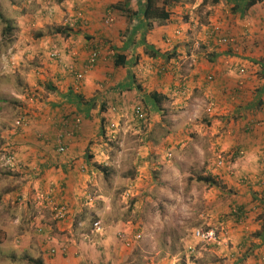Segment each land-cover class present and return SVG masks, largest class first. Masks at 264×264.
I'll use <instances>...</instances> for the list:
<instances>
[{
    "label": "rangeland",
    "instance_id": "obj_1",
    "mask_svg": "<svg viewBox=\"0 0 264 264\" xmlns=\"http://www.w3.org/2000/svg\"><path fill=\"white\" fill-rule=\"evenodd\" d=\"M162 1L159 5L164 4ZM60 2L0 0V264H39L38 261L58 264L57 257L62 258L58 251L49 253L53 245L48 246L45 239L48 235L44 232L45 227L53 226L54 230L57 206L52 210L51 206L46 207L45 203L38 201V194L52 197L53 191L23 189L28 181L25 177L27 173L23 170L28 167H25L21 157L26 146L22 141L24 138L33 142L43 139V134L36 133L40 114L48 111L42 104L56 98V91L66 79L70 80L67 81L69 84L76 79L75 75L60 80L56 78L57 71L66 72L52 57L57 50L51 44L56 38L65 37L57 29L71 33L69 24L76 18H84V11H74V16H71ZM131 2L110 1L107 12L110 11L112 17L115 13L119 15L122 13L119 8L127 4L130 7ZM166 2L167 10H178L182 17H187L185 20L194 25L193 32H183L185 40L199 44L192 49L189 43L184 53L174 54L180 58L189 57L190 53L194 56L199 53L212 54L204 46L214 38L211 31L217 27L220 28V36L235 38L237 47L230 50L228 46L214 43L212 47H216V50L213 52H224L233 59H239L233 66L237 70L246 68V75L254 76L255 81L264 78V0L246 10V3L238 0ZM190 11L193 14L186 13ZM105 18L103 16L100 22L101 30L107 28L109 32L114 29L116 20L106 24ZM204 34L206 39H200ZM100 42L103 46L109 45L108 52L114 50L110 45L112 41L102 39ZM172 45L164 48L166 53L173 52ZM148 48L146 42L142 50L147 54L153 53ZM118 51L122 52L121 48L115 49V53ZM132 52V48L126 51L129 60L138 54L136 50ZM108 56H111L108 57L109 66L106 69L108 76L103 79L104 82L97 84L100 91L96 93L107 91L111 94L106 96L108 104L105 111L95 117L99 120L94 127L96 136L88 147V155L99 158V162H93L89 157L94 169L89 168L91 185L88 192L94 199V205L87 206L84 202L83 206L86 207L82 208L81 213H91V218L101 223V230L89 234L84 229L85 236L88 234L90 237L88 242L80 235L76 238L75 233L56 228V235L51 236L52 239L70 246L74 264H234L242 263L247 258L252 260L251 264H260L256 258L262 254L252 250L260 242L255 235L261 229L256 232L246 229L245 224L239 223L244 219L237 221L231 218V213L236 215L239 211L233 198L237 193L231 189L224 191L227 185L218 175V160L221 157L223 164H227L232 159L224 158L222 149L218 150L217 146L212 147L202 140L198 131L201 128L208 130L209 127L204 123V127L194 128L197 126L195 124L186 133L184 124L165 122L173 112L169 103L173 98L162 100L160 111H151L148 107L150 104L141 95L134 97L128 94L125 104L118 101L114 95L118 93L114 87L117 81L113 77L120 73V69L112 62L113 55ZM52 60L55 62L52 63ZM131 72L132 69L127 74ZM109 76H112V80ZM132 79L130 75L124 81L139 86L143 95L152 92L148 88L151 79L145 81L137 76ZM183 79H186L185 75L178 81ZM159 81L154 79L150 86H155ZM183 86L187 91V85ZM183 96L188 98L187 93ZM193 98L192 93L189 101L185 102ZM118 104L124 105V108L120 106L118 109ZM137 106L145 108L147 118L144 121L135 117ZM19 118L27 121L25 129L15 127ZM91 120L94 121V118ZM197 145L202 151L197 149ZM55 146L54 151L57 144ZM90 152L95 155H90ZM8 153L17 158L20 167L13 170L6 167ZM263 157L256 158L259 176L263 171ZM205 178H208V182L203 181ZM249 193L264 203V189ZM252 204L256 208V202L252 201ZM39 213L43 214V219L39 218ZM256 216L250 222L253 228H256ZM243 229L248 232V240L241 250L239 245L246 236L242 235L237 241L232 236L243 234ZM197 230L213 231L214 239L203 241L196 238ZM121 234L125 238H121ZM192 249L195 250L193 253L190 252Z\"/></svg>",
    "mask_w": 264,
    "mask_h": 264
},
{
    "label": "crops",
    "instance_id": "obj_2",
    "mask_svg": "<svg viewBox=\"0 0 264 264\" xmlns=\"http://www.w3.org/2000/svg\"><path fill=\"white\" fill-rule=\"evenodd\" d=\"M110 1L113 2L114 0H61L60 2L61 6L66 8L71 16H74L75 12L78 13L77 10L84 11L86 27H82L81 22H79L75 28H72L74 30L72 33H69L64 39L56 38L51 44V47L57 50L56 53L60 54V57L62 56L59 64L66 72L64 75L63 70L57 71L55 73L56 78L60 80V78H67L66 76L74 77L68 68H74L76 72H84L85 76L80 88L77 79L70 84V80L66 79L60 89L56 91V98H50L49 100L52 102L42 104L48 111L40 114L36 133L43 134V139L40 142H33L28 138L22 140L26 146L22 150L21 157L25 167H28L23 170L27 173L25 177L28 179L23 189L25 191L31 189L37 191L40 189L44 192L53 191L54 204L50 205L47 202L46 207L51 206L50 208L54 210L55 205L67 203L70 208V215L65 221H57L54 216V222H56L54 230L53 226L45 227L44 232L51 237L56 235L54 231L57 228L60 231L75 233L76 238L78 235L82 236L84 229H87L89 234L90 232H97L92 228L95 220L91 218V213H89L90 215L81 214L82 208L86 207L83 206V203L86 201L88 188L91 185L89 168L92 166L89 162L91 156L88 155V147L96 136L94 127L99 120L95 117L99 112L101 113L103 106L107 107L106 96L111 94L107 91L97 94L96 92L100 91L97 84L108 76V57H111L108 55L114 56L117 47H121V54L126 55V51L130 48L133 50L132 53H135L136 50L138 54L131 60L126 58L125 69L118 67L120 73L117 72L116 76L113 77L117 81L114 87L118 89V93L114 94L115 98L124 103L128 94L134 95V97L141 95L147 104H150L148 107L151 111H160L161 109L155 106L154 101L148 95L154 91L163 95V100L173 98L169 100L173 112L165 122L184 124L186 133L195 124L197 126L194 128L204 127L205 123L209 129L201 128V131H198L202 140L206 143L209 142L212 147L217 146L218 150L222 149L224 158L232 159L231 163L218 165V175L227 185L224 191L231 189L237 193L236 196H233L237 209L241 213L245 212V215L249 211L244 221L239 223L245 224L246 229L255 232L260 231L263 222L259 219L261 213L256 212L257 209L254 208L252 201L261 203V200L249 192L257 191L259 188L264 189V183L262 185L256 183V179L260 177L256 158L264 155V126H261V122L264 121V78L255 81L254 76L246 75L245 78L239 76L238 68L233 66L239 59H233L232 56H227L224 52L214 53L216 49L212 47L211 42L204 46L205 50L212 51L210 55L199 53L194 56L193 53H190L189 57L188 55L182 58L178 57V54L174 53H184L186 45L190 43V41L185 40L186 35L183 32H193L194 25L185 20L187 17H182L179 11L175 9L170 11L171 17L167 21L154 27V29L151 28L144 17L147 0H132L130 8L132 7L133 9H131L138 13L136 18H132V25L123 13L119 15L115 13L114 29L109 32H107V28L101 30L100 22L103 16H107L110 12H107ZM186 13L193 14L192 11ZM128 27L131 29V33L128 40L124 42L120 40V34L126 31ZM102 39L108 40V42L112 41L110 45L114 47V50L108 52L109 45L103 46L100 42ZM200 39L205 40V34L203 37L200 36ZM146 42L149 44L148 49L157 54L154 58L142 50ZM171 44H173V52L168 54L164 48L171 47ZM189 45L192 49L194 46H199L198 43H190ZM94 49L99 51V59L94 70L87 71L86 61ZM112 58L114 63V57ZM54 62L52 60V63ZM188 65L192 68L189 69ZM130 69L133 73L128 75L127 72ZM155 74L159 76L154 77ZM130 75L132 78L135 76L144 78L145 81L151 79V83L154 79H158L160 83H156L155 86H150V83L148 88L152 92L145 94V96L142 92L140 93L138 87L124 81ZM183 75L187 79V81L183 79L187 85L185 93L181 92L179 87V82L183 80L178 81ZM210 76H213L212 81L208 80ZM111 77L109 76L112 80ZM67 81L69 82L67 83ZM79 93L86 103L79 99ZM186 93L187 99L183 96ZM192 93L194 98L190 102H185L189 101ZM98 101L101 103L99 102V104ZM120 106L121 109L124 108L122 104H118L117 108L120 109ZM76 117L81 119L79 124L73 120ZM92 118L94 121L91 120ZM26 127L27 124L22 129ZM55 144L57 147L60 144L65 146V152L54 151ZM196 147L202 151L200 146L197 145ZM93 153L90 152V155H95ZM98 159V157H93L92 161L99 162ZM249 177H251V181H248ZM246 178L248 179L245 181ZM39 214L41 215L39 218L43 219V214ZM231 215V218H235L232 213ZM254 215H257L254 220L256 228L250 226ZM246 229H243V234L232 237L236 238V241L242 235L248 238ZM231 241L233 243V240ZM50 245L55 246L53 247L55 253L58 251L62 258L65 257L62 259L58 256L56 263L74 264V257L70 255L69 245L61 244L56 239H52L48 246L50 247ZM252 251L260 252L259 254L264 253V233L260 237L256 249L254 248ZM251 263L252 260L247 258L242 263L234 264Z\"/></svg>",
    "mask_w": 264,
    "mask_h": 264
},
{
    "label": "trees",
    "instance_id": "obj_3",
    "mask_svg": "<svg viewBox=\"0 0 264 264\" xmlns=\"http://www.w3.org/2000/svg\"><path fill=\"white\" fill-rule=\"evenodd\" d=\"M166 1L167 0H163L162 3H164V4L159 5L160 0H147L146 11H145L144 17L148 21V24H149V26L151 28H154V27L159 26V24L167 21L171 17L170 11L167 10V8H166V5H167V2ZM238 1L239 2L246 3L245 10L246 9H250V8L254 7L255 5H257L258 3L263 2V0H238ZM119 9L122 11V13L124 14V16H126V18L128 19V21L130 20V22H131L132 18H134V17L136 18V16H138V13L135 12V11H133L128 6V4L124 8L120 7ZM79 22H81V26L82 27H83V25L85 26L86 25V18H85V16H84V18H81V19H79L76 22L74 28L78 25ZM81 26H79V27H81ZM69 27H70V32L72 33L74 31V30H72L73 26H71L69 24ZM219 30H220V28H218L217 30H215V28L212 29L211 33L214 34L213 35L214 38L213 39H210L211 44L212 45H214V43L217 44V45L222 44L221 43V40L223 38H226L228 40H231V43H229V44H222V45L228 46L230 50L233 49V48L235 49L237 47L236 39L235 38H232V37L220 36L219 35L220 34ZM57 32L60 33V34H64L65 36H68L69 35V32H65V30L62 29V28L57 29ZM130 33H131V29L128 27V29L126 31H124V32H122L120 34V36H121L120 39L122 41H124V42L127 41L128 38H129V36H130ZM118 48H121V47H118ZM210 48H212V47H210ZM213 48H216V47H213ZM96 49H94V50H96ZM148 55L150 57L157 56V54L154 53V52L153 53L150 52V53H148ZM113 57H114V60H115L114 61L115 66H117V67H124L126 65V58H127V56L125 54H121V53L117 52V53H115V55ZM88 60H89V58L86 61V65L88 63ZM263 63H264V59H263ZM78 73L84 74V72H78ZM211 77L213 78V76H211ZM133 80H134V78H133ZM82 82H83V80L81 82H79V84H78L79 85V88H80V85H81ZM180 82H181V84H180L179 87H180V91L182 92V88L181 87H184L183 85L184 84L186 85V82H183V81H180ZM138 90L141 91V88L139 86H138ZM78 96H79V99H82L86 103V101L80 95V93H79ZM149 97H151V99L154 101V104H155L156 107L157 106L160 107L161 106V103H162V100L164 99V96L163 95H160V94H158L157 92H154V91L149 94ZM142 110L144 111V114L146 115V112H145V108L144 107H142ZM101 111H105V107L104 106L102 107V110ZM146 118H147V116H145V119ZM66 119H68V118H66ZM73 120H75L76 122H78V121L81 122V119L79 117H76ZM91 159H93L92 156H91ZM92 169H94V166L93 165H92ZM103 169H105V168L103 167ZM250 178L249 179L246 178L244 180L246 181L248 179V181H251ZM203 181L204 182H208V178L203 179ZM262 184L257 183V185H262ZM88 195H89V192H87V196ZM50 200L53 201V203H54V200L52 199V197L50 199H48L47 202H49ZM256 204L258 205V206L257 205L255 206L257 208V211L261 213L259 219H261L263 221L262 222L261 231L258 232L255 235L256 237L260 238V237L263 236V233H264V203H258V202H256ZM56 206H57V208L58 207L60 208L61 206H65L66 209L68 210V217H69V215H70V208H69V206H68L67 203H60V204H58ZM238 213L241 214V215H238ZM238 213L236 215H234L237 221H239L241 219H244L247 216V213L245 215V212L244 213H241L239 211ZM55 214H56V211H55ZM247 240H248V238L244 237L243 241L241 242V245H239V249L242 250V249H244L246 247ZM85 241H88V240L86 239ZM52 247H55V246H51V249H52ZM63 248H65V247H63ZM62 249H61V251H62ZM49 253H52L51 250H49ZM263 258H264V254H262V256L257 257L256 260H257L258 263L260 262V264H264ZM38 263L39 264H42V262H40V261H38ZM255 264H256V262H255Z\"/></svg>",
    "mask_w": 264,
    "mask_h": 264
},
{
    "label": "built area",
    "instance_id": "obj_4",
    "mask_svg": "<svg viewBox=\"0 0 264 264\" xmlns=\"http://www.w3.org/2000/svg\"><path fill=\"white\" fill-rule=\"evenodd\" d=\"M79 19H81V17H79V18H76L75 20H72L71 21V25H75L76 24V22L79 20ZM106 20H105V22H106V24H111V23H113L114 22V17H112L111 16V13L109 12L108 14H107V16H106V18H105ZM218 28L217 27H215V30H217ZM221 43L222 44H229V43H231V40H228V39H226V38H223L222 40H221ZM52 57H54L55 59H56V61H58V62H60V55L58 54V53H56V52H54L53 54H52ZM98 59H99V51L98 50H94L91 54H90V56H89V60H88V63H87V65H86V68L87 69H93L94 67H95V64L97 63V61H98ZM70 70V72L71 73H73L74 75H75V78L78 80V81H81V80H83L84 79V74H82V73H78V72H76L75 70H74V68H68V71ZM238 74L241 76V77H244V76H246V74H247V70H246V68H241V69H239V71H238ZM208 80L209 81H212L213 80V78L210 76L209 78H208ZM186 86H184V87H181L182 88V91L183 92H185L186 91V88H185ZM134 114H135V117L138 119V120H140V121H143V120H145V114H144V111L142 110V107L141 106H137L136 108H135V111H134ZM27 121L24 119V118H19L16 122H15V127L17 128V129H22V128H24L25 126H26V123ZM78 124L80 123V121H78L77 122ZM261 126H264V121L263 122H261ZM58 151L60 152V153H64L65 152V146H63L62 144H60L59 145V147H58ZM170 157H171V155H169ZM220 160H218V164L219 165H222L223 164V160H222V158L220 157L219 158ZM5 165H6V167H8L9 169H17L18 167H20L19 166V161L17 160V158L14 156V155H12V154H6V158H5ZM262 166H263V171H262V174H261V176L259 177V178H257L256 179V183H260V184H262L263 183V181H264V157H263V160H262ZM47 195H49V194H44V193H40V194H38V201H40L39 203H44V202H46V200L48 199V196ZM93 202H94V199L91 197V196H89L88 197V202H87V204H93ZM51 205H53L54 203H53V201H50L49 202ZM55 211H56V214H55V219L56 220H59V221H65L67 218H68V210L66 209V207L65 206H61L60 208L58 207V208H56L55 209ZM239 212V211H238ZM237 212V213H238ZM238 215H241V214H239L238 213ZM93 228L97 231V232H99L100 230H101V223L98 221V222H95L94 224H93ZM41 231V230H40ZM214 233L213 232H205V231H203V230H197L196 232H195V237L196 238H199V239H201V240H203V241H208V240H213L214 239ZM120 237L121 238H125V235H123V234H121L120 235ZM89 240V237L88 236H84V240ZM52 241V239L50 238V237H47L46 238V243H50ZM128 243H129V241H128ZM51 250V252L54 254L55 253V250H54V248H52V249H50ZM195 250H190V252L191 253H193ZM51 253V254H52ZM263 260H264V258H263Z\"/></svg>",
    "mask_w": 264,
    "mask_h": 264
},
{
    "label": "clouds",
    "instance_id": "obj_5",
    "mask_svg": "<svg viewBox=\"0 0 264 264\" xmlns=\"http://www.w3.org/2000/svg\"><path fill=\"white\" fill-rule=\"evenodd\" d=\"M60 58H61V57H60ZM83 80H84V79H83ZM81 81H82V80H81ZM81 81H78V82H81ZM77 124H78V123H77ZM58 147H59V146H58ZM58 147H57V150H58ZM58 152H59V151H58ZM89 196H90V195L86 196L85 204H86L87 206H92V205H94V204H87V202H88V197H89ZM50 198H51V197L48 196V199H50ZM48 199H47V200H48ZM47 200H46V202H44L45 204H47ZM50 201H51V200H50ZM50 201H49V202H50ZM49 202H48V203H49ZM49 204H50V203H49ZM50 205H51V204H50ZM54 215H55V212H54ZM57 221H59V220H57ZM95 222H98V221H94V223H95ZM94 223H93V224H94ZM93 224H92V228H93ZM93 229H94V228H93ZM94 230H95V229H94ZM95 231H96V230H95ZM82 234H83V235H82L81 237L84 238V236H85L84 231L82 232ZM86 236H88V234H87ZM47 237H50V236H49V235H48V236H45V239H46ZM88 237H89V236H88ZM50 238H51V237H50ZM51 239H52V238H51ZM89 240H90V237H89ZM51 242H52V241H51ZM51 242H50V243H51ZM54 250H55V249H54Z\"/></svg>",
    "mask_w": 264,
    "mask_h": 264
}]
</instances>
